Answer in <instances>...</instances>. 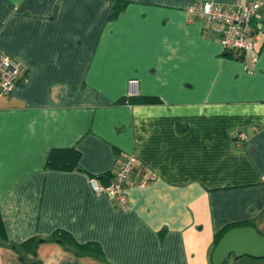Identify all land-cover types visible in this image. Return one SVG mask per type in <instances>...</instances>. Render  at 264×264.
Returning a JSON list of instances; mask_svg holds the SVG:
<instances>
[{
	"label": "crops",
	"instance_id": "0c3cea01",
	"mask_svg": "<svg viewBox=\"0 0 264 264\" xmlns=\"http://www.w3.org/2000/svg\"><path fill=\"white\" fill-rule=\"evenodd\" d=\"M116 1L0 0V50L26 69L0 96V264L56 229L104 259L43 242L30 261L212 264L225 226L264 235V46L225 52L187 13L204 0ZM55 149L74 166H47ZM127 154L145 184L123 205L95 195L89 178L107 185Z\"/></svg>",
	"mask_w": 264,
	"mask_h": 264
},
{
	"label": "built area",
	"instance_id": "2783aa9c",
	"mask_svg": "<svg viewBox=\"0 0 264 264\" xmlns=\"http://www.w3.org/2000/svg\"><path fill=\"white\" fill-rule=\"evenodd\" d=\"M187 13L220 26V44L225 52L251 53L254 41H260L264 46V0H231L225 5L204 0L191 4ZM25 75L24 65L0 50V96H10ZM136 161L131 154L119 159L107 185L101 184L96 177H90L88 181L95 195H106L121 205L125 204L129 188L146 182L144 179L136 182L131 179Z\"/></svg>",
	"mask_w": 264,
	"mask_h": 264
},
{
	"label": "trees",
	"instance_id": "16d2710c",
	"mask_svg": "<svg viewBox=\"0 0 264 264\" xmlns=\"http://www.w3.org/2000/svg\"><path fill=\"white\" fill-rule=\"evenodd\" d=\"M124 5V2L117 0L113 7L112 14L119 11ZM113 16V15H112ZM78 159V152L72 149L63 150H53L48 157L46 162L47 166L52 168H70L74 166L76 160ZM239 224H230L221 229L214 236V246L228 229L237 226ZM43 242H56L60 244L65 250L72 252L76 256H91L98 260H103V255L101 249L96 242H85L79 243L75 238L66 230L56 229L51 235L47 237H32L24 240L20 244H10V246L15 250L18 258L25 264H37L38 260L30 261L29 255L34 256L36 253V248L40 243ZM227 259L223 262V264Z\"/></svg>",
	"mask_w": 264,
	"mask_h": 264
},
{
	"label": "water",
	"instance_id": "95a60500",
	"mask_svg": "<svg viewBox=\"0 0 264 264\" xmlns=\"http://www.w3.org/2000/svg\"><path fill=\"white\" fill-rule=\"evenodd\" d=\"M264 258V235L251 225L232 227L220 237L211 253L212 264H223L230 256Z\"/></svg>",
	"mask_w": 264,
	"mask_h": 264
},
{
	"label": "rangeland",
	"instance_id": "374dc122",
	"mask_svg": "<svg viewBox=\"0 0 264 264\" xmlns=\"http://www.w3.org/2000/svg\"><path fill=\"white\" fill-rule=\"evenodd\" d=\"M230 260H233V256L228 257L227 261L224 264H228Z\"/></svg>",
	"mask_w": 264,
	"mask_h": 264
}]
</instances>
